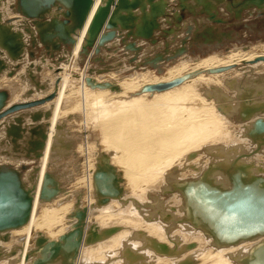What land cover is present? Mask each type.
I'll return each instance as SVG.
<instances>
[{"label":"bare ground","instance_id":"6f19581e","mask_svg":"<svg viewBox=\"0 0 264 264\" xmlns=\"http://www.w3.org/2000/svg\"><path fill=\"white\" fill-rule=\"evenodd\" d=\"M98 2L96 0L95 6ZM15 3V0H0V8L3 4L9 6L7 11L0 10V22H11L15 25L13 31L16 28L23 32L27 25L21 26L24 20L13 10ZM82 35L71 52L58 51L55 56L42 59L44 64H48L46 60H52L46 65L47 69H55L60 73L56 78L61 79L59 84L56 82L55 100L39 107L43 110L40 111L39 120L32 122L34 110L31 116L32 111L24 114L29 115L31 121L30 125L24 123L27 134L28 128L35 127L31 125L43 126L45 111H51L42 157L38 161L25 159L27 153L32 154L28 144L21 141L13 144L11 138H5L2 132L5 125L15 123V118L23 124L22 115H16L19 111L14 112L16 114L12 118L7 116L0 120V162H5L2 166L18 171L26 188L33 183L36 185L27 223L10 230L7 241L0 239V264H29L30 259L26 258V254L34 247L37 237L56 240L64 234L73 221L68 216L75 208L77 195H81L79 205L87 209V217L74 264H238V259L256 242L226 247L215 245L212 237H206L185 222V200L174 187L207 172V179L228 188L227 172L231 173L233 167L240 165L245 167L248 178H255L254 173L264 172L262 149L253 157L246 156L231 163L234 157L247 155L254 150L246 129L258 116H248L251 114L249 111L264 107V98L256 100L253 97L255 93L250 100L240 101L237 92L241 86L248 93L253 89L257 92L264 90V43L234 46L226 53L214 51L205 57L186 56L166 65L161 74L144 70L124 75L122 69H114L99 76L94 72L100 69L98 67H90L89 72L88 65L84 66V70L77 68L83 59L78 54ZM37 45L36 49L41 48ZM27 48L29 46L23 48L17 61L2 53L6 56L2 59L3 67L8 69L12 62L11 70H15L16 75L8 78L6 71H3L0 74V88L12 85L21 88L19 85L27 76L34 80L31 64L25 65L24 77L16 72L22 65L17 63L23 60ZM58 57H63L64 61L55 63ZM45 73L42 75H49ZM78 73L80 77L75 81L74 76ZM182 77L185 80L175 87L161 92L142 93L146 86L168 83ZM239 84L242 85L239 87ZM230 91L233 94L229 100ZM32 93L28 91V95ZM19 96V91L14 93L8 105L17 101ZM222 97L228 99V104L217 105L216 102ZM8 105L6 103L5 108ZM48 106L49 109H45ZM78 109L83 115L80 128L84 131L88 128L98 129L100 143L96 146L101 149H96L95 143L79 145L77 149L86 161L83 163L84 174L72 188L65 189L64 193L51 201L42 202L39 189L44 173L57 169L55 163L72 150L68 125L75 119L74 114ZM238 110L246 115L237 123L233 119ZM260 133L256 132L253 137ZM100 154L108 156L109 164L118 173L123 193L121 198L110 199L107 204L97 207L93 175ZM216 166L222 167L224 172L212 173L210 170ZM36 167L37 172L34 171ZM59 177H56L58 182ZM60 183L59 186L63 185ZM79 189L84 191L83 197L81 191H77Z\"/></svg>","mask_w":264,"mask_h":264},{"label":"water","instance_id":"95a60500","mask_svg":"<svg viewBox=\"0 0 264 264\" xmlns=\"http://www.w3.org/2000/svg\"><path fill=\"white\" fill-rule=\"evenodd\" d=\"M15 1L13 10L27 21H22L21 26L25 24L27 27L23 32L13 31L14 24L0 22V55L5 52L14 59L13 61L19 59L23 48L28 44L29 48H36L37 43L46 57L55 56L53 52L65 50L71 52L82 33L78 54L91 60L92 54L99 55L103 50L117 53L116 49L112 48L116 43L124 45V50L131 51L136 49L137 40H146L155 45L160 38L174 36L183 29L190 35L192 32L190 23H195V18L202 22H210L218 28L232 19L238 20L234 22L235 24H242L249 15L254 16L253 10L257 13L256 16L264 15V0H178V8L173 10L172 15L169 13L171 0H99L96 6V0ZM189 17L191 21L187 20ZM164 25L170 28L166 29ZM216 28L206 26L204 33L201 34L202 44H210L216 40L214 41L218 44L216 46H221V39L232 38L231 30L217 32ZM25 34L29 35L28 44L24 42ZM188 37L182 42L184 43ZM127 40L131 43H127ZM174 41L175 38H172L170 42H165L164 52L170 53L171 56L158 54L150 60L145 59L144 65H150L160 72L159 66L164 61H174L187 51V48L182 47L171 52L168 46ZM109 43L112 47L107 46ZM29 56L35 57L33 53ZM93 60L99 62L98 58ZM63 61V57H58L54 62L58 64ZM4 65V61L0 59V74L6 71L7 77H13L15 70L7 71ZM109 70L98 69L94 72L100 75L108 73ZM184 80L182 77L168 83L146 86L142 93L161 92L179 85ZM55 96L56 89L37 101H27L5 108L8 94L0 90V120L14 112L51 102ZM37 112L31 117L33 123L39 120L41 115L40 111ZM43 117L44 125L41 127L31 125L35 127L28 128L27 134L25 131L27 127L22 126L18 118H15V123L5 125V136L11 138L13 144L18 141L28 144L32 154L27 153L25 159L38 161L43 155L51 111H45ZM263 131L264 120L258 118L253 122L248 134L253 136L256 132L258 134ZM27 136L29 139L25 140ZM51 150L53 151L52 146ZM231 170V173L227 172L230 183L228 188L207 179V172L198 179L181 182L174 188L185 200L186 221L193 227L202 229L213 238L216 245L222 247L256 242L238 259V264H264V178L246 177L245 167L242 165ZM34 171L37 172L38 167ZM93 185L97 207L107 204L110 199H119L122 196L120 178L109 164L107 155L99 156L93 175ZM35 189V183L27 188L23 185L18 171L0 165L2 241L8 240L10 230L21 228L27 223ZM64 191L53 173H44L39 189V199L42 202L51 201ZM80 196L77 195L75 208L68 216L69 219H73L70 228L56 240H49L45 236L37 237L34 247L26 254V258L30 259L29 264H74L82 243L87 217V209L79 205Z\"/></svg>","mask_w":264,"mask_h":264},{"label":"rangeland","instance_id":"374dc122","mask_svg":"<svg viewBox=\"0 0 264 264\" xmlns=\"http://www.w3.org/2000/svg\"><path fill=\"white\" fill-rule=\"evenodd\" d=\"M177 1L178 0H173V3L174 4L171 3V5H170V12L169 13L171 15H172L173 10H176L178 8L177 7V3H178ZM4 5L5 4H3L2 7L0 8L1 11H5V10L7 11L8 10V9H6V8L9 7L8 4H7L6 7ZM252 12L254 13V16L249 15V17H248L249 19L247 18V19L243 20L242 24H238V25L235 24L234 22L235 21L236 22L238 21V20L235 19V20L229 21V23H227V24L219 25L218 28H216V26L213 25L210 22H207V21L202 22L201 20H199V18H195L196 22L195 23L194 22L193 23H190V25L192 26V32H191L190 35H187L186 34V30L183 29L182 32L179 31L174 36H171V35L169 36L168 35L169 37L167 36V38H165V39L160 38L159 41H158V43L155 44V45H151L150 43H148L149 41H146V40H137L135 42L136 49L135 50H131V51L130 50H127V51L124 50V47L125 46L122 45V44L117 43L114 47H112L111 46V43H109V44H107V46L116 49L117 53H114V51L103 50L99 55L92 54L90 56L91 57V60H89V57H85L82 60H80L79 64L77 65V68H78L79 71L80 70H84L85 69L84 66L85 65H88V68H87L88 69V72L90 70V67H96V68L98 67L100 69H110L109 71H115V70L116 71H119V70L122 69L121 72L124 75H129V74H132V73H135V72H138L139 73V72L144 71V70H150V71L155 72L156 74H161L162 72H164V68L166 67V65L167 66L168 65H171L174 62L178 61L179 59L185 58L186 56H188L189 58H194L196 56L205 57V56H207V54H210V52H214V51H222L223 53H226L227 50L230 51L231 49H233L234 46L244 47V46H248L250 44H255L256 42L257 43L258 42L264 43V15L256 16L255 14H257V13L255 12V10H253ZM243 17H245V13L243 14ZM232 23H233V25H232ZM244 24H246L247 26H243ZM207 25L214 26L217 29L216 30L217 32H228V31L231 30V32H232V34H231L232 35V38L231 39H221L222 40V45L221 46H215L214 45L215 44L214 41H216V40H213L212 43H210V44L207 43L205 45L207 47L204 48V49H202V51H198L197 48H196L195 43H202L201 41H203V37H201V34L204 33ZM163 27H165L166 29H169L170 28L167 25L166 26L164 25ZM14 30L17 31L16 28ZM185 37H188V38L183 43L182 40ZM172 38H175V41L172 42L168 46V49L171 52L175 51L178 48H182V47L187 48V51H185L184 53H182L174 61H169V62L164 61V63L159 66L160 67V72L157 69H154L153 67H150V65H144L145 59L149 58L148 60H150L151 58H154L158 54H161V55H163L165 57L171 56L170 53H165L164 52V49L166 48L165 47V42H170L172 40ZM24 40L28 44L29 36H27V34H25ZM127 43H131V42H128V40H127ZM28 46H29V44H28ZM225 48H227V49H225ZM35 50H36V48H34V47L27 48L26 49V51H25L26 53H24V55H23V60L22 61H19V63H17V65H21V64L22 65L16 70V72L19 73V76H21V75L23 76V72H24V69H25V65L27 66V65H30L31 64L32 65V69H30V71L32 73H34L33 74L34 80H33V78L28 79L29 78L28 76H27L28 78L23 76L24 77V79H22L23 82L21 83V85H19L21 88H17L16 85H12L11 87H7L5 89L4 88H0V90L6 91L7 94H8L7 105L12 100V95L14 93H17L18 91L20 92L19 99L17 101L13 102L11 105L18 104V103H23V102H27L29 100L30 101H37V100H39V98L42 99L43 97L49 95L55 89H56V92H57V88H58V85L57 84H59V82H60L61 79H57L56 77H58V75H60V73L55 72V69L54 70L47 69L48 67L46 65L50 64L52 60L51 59H48V60H46V63H48V64H44L43 61H42V59L43 58H47V57L44 54H42V51L43 50H41V48H39L37 50L38 52H36V54L34 53ZM29 51H32L34 53V56L35 57L31 58L29 56ZM54 53H57V52H53V54ZM116 57H118V58H116ZM4 58H6V56L0 55V59H4ZM24 58H27V59H24ZM97 58H98L99 62H95L93 60V59H97ZM27 62H29V63H27ZM112 62L113 63L115 62L116 65H114L115 63L113 64ZM11 63L12 62H10V65H9L10 67H8L7 71L8 70H11V68H12L11 67V65H12ZM98 63H100L101 67L98 65ZM54 64L55 63H52V65H54ZM36 67L37 68H40V69L38 70ZM43 67H45V68H43ZM123 67H124V69H123ZM239 67H241V65ZM36 69H37V71H36ZM44 70L46 71V73H45ZM41 71L43 73H45V74H47V72H48L49 75L43 76L44 74ZM20 73H21V75H20ZM94 75H96V74H94ZM97 75H99V74H97ZM78 77H80V73H78V74H76L74 76L75 81H77ZM8 78H12V77H8ZM41 78L42 79L44 78V79L41 80ZM20 79H21V77H20ZM27 80H29V81H27ZM35 81H36V83H35ZM56 82H57V84H56ZM35 85H37V86H35ZM42 85H43V87H42ZM241 85L242 84H239L237 86L240 87ZM35 87H42L43 89L42 88H39L38 89V88H35ZM27 88H28V90H27ZM239 89H240V91L237 92V96H238L237 99L240 100V101H242V100H250V97H252L253 94H255V93L256 94L253 97L256 100L260 99V97H263L264 98V90H261V92L260 91L257 92V91H255L253 89L251 91V93H248V90L245 91V89L243 88V86H241V88H239ZM21 91H22V93H21ZM28 91H33L34 93H32L31 95H28ZM49 91H51V92H49ZM26 92H27V94H26ZM47 92H49V93H47ZM260 93L263 94V95H261ZM228 94H229L228 99L230 100V96L233 93H231V91H230V93H228ZM27 95L29 97H27ZM150 96L151 95H149L148 98ZM37 97H38V99H37ZM23 98H24V100H23ZM231 98H234L235 99V96H232ZM228 99L226 98V100H225V98L222 97V98H220L218 100L219 102L217 101L216 103H217V105L222 104L224 106V105L228 104V102H229ZM54 100H55V97H54V99L51 102L49 101L50 103L49 102H46V103L49 105ZM16 102H18V103H16ZM75 103L76 104H79V106H80V103L78 101H76ZM45 104H43L41 106H44ZM11 105H8V107H10ZM41 106H37V107L30 108L31 110L30 109H28V110H21V111L18 112L20 114L14 113V114H11L8 117H11L12 118V117H14L13 115H15V114L17 116H21L22 115L21 117L24 118L23 119V125L22 126H24V123L26 125H27V123L30 125V122H31L30 121V116L32 114H34L33 113V110L36 111V112L37 111H43V110H41L39 108ZM6 108H7V106H6ZM45 109H49V106L46 107ZM78 110L79 111H76L75 110L76 111V113L74 114L75 115V119L72 120L71 123H69V125H68L69 126L68 129L70 131V136H69L70 138L68 137V140H70L71 146H72V143H73V147H72V150H71L72 152L70 151L68 154H64V156L62 155L64 158L62 159L60 157V159H59L60 161H58V162L55 163V165H58L57 166L58 168L57 169L55 168V170L52 171V173H53V175L55 177H57L58 175H60V177H59L58 180H59V182H61L60 184H63V185H61L62 188L66 189V190H69L70 187L72 188L73 184L79 178H81L82 175L84 174V171H83V169H84L83 163H85L86 161H85L84 155L83 154H80L79 150L77 149L78 146L79 145H82V144H86V142H87V143H93V145L95 143V148L96 149H99L100 148V147H97L96 146L97 143L98 144L100 143V133H99L98 129L88 128L86 131L82 130L80 128V126H81L80 124L83 121V115L80 112V109H78ZM30 111H32V113H30ZM24 112H26V113H24ZM28 112L30 113V116L29 115H24V114H29ZM243 112L242 111H239V110L236 111V116H235V119H233V120L238 123L240 121V119L242 117H245L244 115H246ZM249 112H251V114L248 117H250L252 115L258 116L257 118L254 117L253 122L256 119H258V118H261V119L264 120V107L262 109L255 110V111H249ZM241 114H243V115H241ZM23 115L25 117L27 116V118L29 116V118L27 119V118L23 117ZM17 116H15V117H17ZM241 123H243V122H241ZM7 125H10V124H7ZM252 125H253V123H252ZM252 125L250 124V127H248L246 129L247 130L246 134H247V138L251 141V144L253 145V147H254L253 149L254 150L251 151L249 154L244 153V154H247V155H238V156L234 157L231 160V163H234L235 161H240V160L244 159L246 156L253 157L256 154H259L260 152H264V131L261 132L259 136L254 137V138H256L254 140L252 138L253 137L252 135H250V134L248 135V132H249L248 130H250L252 128ZM2 132H4V129L2 130ZM2 132H1V134H2ZM4 134H5V132H4ZM28 139L29 138L27 136L25 138V140H28ZM259 157H261V155ZM56 158H57V156H56ZM65 160H67V161H65ZM4 163L5 162H0V165H3ZM21 164H23V167H24V170H25L24 163L22 162ZM210 171H212V173L213 172H216V171H222V172H224L222 170V167H217V166L214 167V168H212ZM253 175H255L256 177H263L264 178V172L254 173ZM200 176H202V174ZM195 179H198V177L195 178ZM23 180H25V179L23 178ZM189 180H194V178L189 179ZM189 180H187V181H189ZM81 189H82V187H81ZM81 189H79L77 191H81L82 197H83L84 191H82ZM164 198H166V197H164ZM166 200H168V197H167ZM165 202L166 201H164L163 203H165ZM184 219H185V222L188 225L192 226L188 221H186V216H185ZM195 229L201 231L206 237H210L211 238V236L210 235H207L202 229H199V228H195ZM95 230H97V229H95ZM214 244H215V242H214ZM217 246H219V245H217Z\"/></svg>","mask_w":264,"mask_h":264},{"label":"flooded vegetation","instance_id":"af4514ba","mask_svg":"<svg viewBox=\"0 0 264 264\" xmlns=\"http://www.w3.org/2000/svg\"><path fill=\"white\" fill-rule=\"evenodd\" d=\"M196 48L198 51H202V49L206 48L207 46H205L206 44H202V43H195ZM215 46L218 45L216 42L214 44Z\"/></svg>","mask_w":264,"mask_h":264},{"label":"crops","instance_id":"0c3cea01","mask_svg":"<svg viewBox=\"0 0 264 264\" xmlns=\"http://www.w3.org/2000/svg\"><path fill=\"white\" fill-rule=\"evenodd\" d=\"M190 19H191V18L189 17L187 20H190ZM232 20H235V19H232ZM190 21H191V20H190ZM37 50H38V49L35 50V52H34L35 54H36V52H38ZM107 62H108V61H107ZM109 63H110V62H109ZM112 63H113V62H112ZM98 65L101 67L100 63H98Z\"/></svg>","mask_w":264,"mask_h":264}]
</instances>
